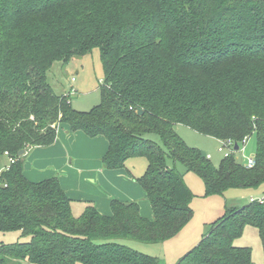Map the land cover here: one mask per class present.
Returning a JSON list of instances; mask_svg holds the SVG:
<instances>
[{
  "label": "trees",
  "instance_id": "1",
  "mask_svg": "<svg viewBox=\"0 0 264 264\" xmlns=\"http://www.w3.org/2000/svg\"><path fill=\"white\" fill-rule=\"evenodd\" d=\"M94 49L104 69L101 103L77 111L48 75ZM180 125L219 141L255 138V165L239 164L236 153L214 165L179 136ZM63 126L106 138L105 169L147 159L137 181L152 219L119 200L110 215L88 204L75 216L58 178L27 179L19 153L52 146ZM6 151L19 161L2 177L0 234L26 241H0V264H158L120 241L162 243L192 219L193 193L168 159L200 177L207 197L264 185V0H0ZM246 226L257 228L264 250V203L250 202L227 210L178 264H253L251 249L233 244Z\"/></svg>",
  "mask_w": 264,
  "mask_h": 264
},
{
  "label": "rangeland",
  "instance_id": "2",
  "mask_svg": "<svg viewBox=\"0 0 264 264\" xmlns=\"http://www.w3.org/2000/svg\"><path fill=\"white\" fill-rule=\"evenodd\" d=\"M103 77L104 69L101 61V53L99 49H94L92 52L84 56H73L67 64L63 62L55 63L49 72L48 82L51 84L56 94L71 96L72 107L75 110L88 112L101 103L100 86ZM177 132L189 147L198 148L205 155H209L214 165L218 166L225 158L224 153L219 151L221 146L219 140L201 135L183 125L177 127ZM104 139L106 138L104 137ZM148 139L154 141L159 146H162V142L157 135H148ZM256 148V140L255 138H251L247 145V149L236 153L237 162L239 164L247 165L249 159L255 155ZM32 149L34 148L30 147L27 152L30 150V152H32ZM54 155L55 153H52L51 157L48 156L47 160L43 161L45 165V170L43 171L47 170V172H53L52 176H49L50 179L58 178V174L61 176L66 172L63 173L62 170H57L55 164H57L60 156ZM26 157L27 156H24L25 162ZM70 159H72V157L66 160L63 170H65ZM168 165L172 168H176V170L183 175L186 185L193 193L194 197L190 204V208L193 212L192 219L175 237L162 243L152 244L133 240L120 241L122 244H125L140 253L157 258L158 264H178L189 252L200 244L203 237L209 234L211 224L223 217L227 210L248 206L252 199L264 197V185L260 186L258 189L233 188L224 192V195H212L207 197L205 194V185L200 177L192 172H187L184 166L180 163L174 164L173 161L168 159ZM51 167H53V169ZM147 167V159L144 157H137L127 160L124 167L120 169L110 171L109 169H106L105 172L121 171L128 176L130 171L134 175L142 177L145 174ZM32 169L33 167L30 166L29 170ZM29 170H27V172H29ZM102 176L104 177L105 175L103 174ZM101 181H103L102 186L107 187L110 190V193H114L117 197L124 195L122 194L124 186L120 187V184H117V187L113 188L112 186L115 184H110V181H104V179ZM117 181H119V177H117ZM69 183H73V181H63L62 184L65 187H68ZM138 204L141 208V215L146 213V206L151 214V206L146 197H144L141 202H138ZM85 205L88 204L83 202L82 205H79L81 206L80 208H82V211ZM75 211L78 212V206L75 207ZM74 215L77 216L75 213ZM0 241L6 244H12L16 242H24L26 240L20 238L19 233H9L5 235L0 234ZM233 244L236 247L250 248L252 251L253 264H264L263 244L257 228L246 226L242 235L236 238Z\"/></svg>",
  "mask_w": 264,
  "mask_h": 264
},
{
  "label": "crops",
  "instance_id": "3",
  "mask_svg": "<svg viewBox=\"0 0 264 264\" xmlns=\"http://www.w3.org/2000/svg\"><path fill=\"white\" fill-rule=\"evenodd\" d=\"M107 150L108 142L104 137L89 138L81 132L72 133L69 131L68 127L63 126L58 133L56 142L52 146L35 147L32 149L33 154L30 152L31 150L27 152L25 155L27 156L26 162L24 160V166H26L27 169L25 168L26 172L24 173L27 179L34 183L50 179L49 176H52L53 172H47V170L43 171L45 170L43 161H46L48 156L51 157L52 153H55L54 156L58 155L61 158H59L57 164H55L57 170H62L63 173L66 171L64 175L60 176V174H58V179L61 186L64 187V191H67L66 194H69L68 197L72 200L73 213L79 216L88 206L85 205L82 211L79 205H82L84 202L93 205L101 214L110 215L111 203L113 200L138 203L146 197V192L137 181L140 177L134 175L130 171L128 176L121 171L105 172L106 169L103 167V163L101 164V160ZM207 156L211 160V157L209 155ZM70 157H72V159L69 160L65 170H63L66 160ZM30 166L33 167L32 170H29ZM51 168L53 169V167ZM27 170H29V172H27ZM103 174L105 175L104 177L102 176ZM117 177H119V181H117ZM102 179H104V181H110V184H115L112 186L113 188H116L117 184H120V187L124 186L122 189V194L124 195L117 197L114 193H110L107 187L102 186ZM63 181H73V183H69L68 187H65L62 184ZM77 206L78 212L75 211V207ZM145 211L146 213L142 214V216L152 219V208L151 214L147 206Z\"/></svg>",
  "mask_w": 264,
  "mask_h": 264
},
{
  "label": "built area",
  "instance_id": "4",
  "mask_svg": "<svg viewBox=\"0 0 264 264\" xmlns=\"http://www.w3.org/2000/svg\"><path fill=\"white\" fill-rule=\"evenodd\" d=\"M74 80V79H73ZM250 141V138H245L243 140V142L241 144H239V150L236 151L235 150V146H236V142L232 141V140H220V152L224 153L225 158L231 156L234 153H237L239 151H245L246 146L248 145ZM27 154V152L25 153V155ZM24 155V156H25ZM24 156H20L19 157H24ZM19 161V158L12 156L8 151L4 152L3 154L0 155V187H7V184H5L2 181V177L5 173H8L11 168L13 167V165H15L17 162ZM255 165V158L254 156L252 158L249 159L247 166L248 167H252ZM251 202H259L261 204L264 203V197L259 198V199H252Z\"/></svg>",
  "mask_w": 264,
  "mask_h": 264
},
{
  "label": "water",
  "instance_id": "5",
  "mask_svg": "<svg viewBox=\"0 0 264 264\" xmlns=\"http://www.w3.org/2000/svg\"><path fill=\"white\" fill-rule=\"evenodd\" d=\"M143 113H144L143 110H139V111H138V115H139V116H142ZM175 129H177V127H175ZM235 150H236V151L239 150V144H238V143H237L236 146H235ZM25 153H26V152H25L24 150H22V151L19 153V155H20V156H24Z\"/></svg>",
  "mask_w": 264,
  "mask_h": 264
}]
</instances>
